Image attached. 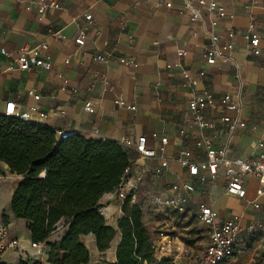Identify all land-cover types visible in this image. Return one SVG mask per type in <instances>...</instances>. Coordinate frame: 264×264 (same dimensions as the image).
<instances>
[{"label": "crops", "instance_id": "0c3cea01", "mask_svg": "<svg viewBox=\"0 0 264 264\" xmlns=\"http://www.w3.org/2000/svg\"><path fill=\"white\" fill-rule=\"evenodd\" d=\"M51 1H56L59 7L38 11L42 3ZM217 1L232 17L220 20L216 30L225 38L227 30L234 29L236 43L229 61L209 65L204 51L214 16L204 11L203 21L195 22L183 10L186 2L196 0H0V113L7 102L14 101L20 110H31L33 122L56 131L115 142L145 137L147 145L157 149L158 154L145 158L129 149V177L142 178L136 198L143 192L138 204L145 213L144 223L150 233L158 223L157 214L166 211L153 203L148 205L146 200L158 194L152 193V187L160 183L151 169L166 158L169 163L162 178L166 194L158 195L172 197L185 182L196 183V191L189 194L188 203L196 204L198 210L201 203L211 206L220 222L240 216L235 253L227 264H264V194L257 195L259 181L247 178L246 197L238 198L225 192L224 168H220L215 180L201 185L178 161L180 150L189 148L200 172L207 174L205 148L195 145L200 139L227 147L229 158H250L264 153V148H256L264 130V0ZM251 24L262 36L259 56L250 54L249 42L244 37ZM81 31L85 34L83 45L75 42ZM42 43L48 48H42ZM24 45L40 48L43 56L51 58L52 68L8 69ZM3 48L7 55L1 52ZM97 55L104 59H97ZM121 59L134 61L136 65L122 63ZM183 71H188L197 84L188 86ZM201 71H205L203 77ZM203 92L211 93L217 100L230 93L243 104L239 111L225 112L239 121L231 138L216 128H200L195 123L188 101ZM87 104L93 112L86 110ZM40 111L49 114L45 123L39 117ZM204 115L221 125L222 112L217 109H206ZM163 136L168 143L161 149ZM0 167L3 180L8 182L0 185V218L3 214L9 217L10 238L20 240V253L8 249L1 260L15 264L22 259L21 253L34 249L30 246L27 221L16 218L11 210L13 192L22 176L12 173L3 162ZM123 203L115 191L100 199L108 224L116 229L123 215ZM66 231V228L58 230L53 240ZM207 236L205 247L209 241L208 226ZM82 241L90 251L87 264L116 260L120 237L104 252L98 250L92 234L83 236ZM155 241L163 245L161 248L158 244L156 254L158 250L172 248L168 235ZM48 252L46 246L43 264H51L47 261ZM162 256L156 255L158 260Z\"/></svg>", "mask_w": 264, "mask_h": 264}, {"label": "trees", "instance_id": "16d2710c", "mask_svg": "<svg viewBox=\"0 0 264 264\" xmlns=\"http://www.w3.org/2000/svg\"><path fill=\"white\" fill-rule=\"evenodd\" d=\"M0 162L22 176L11 199V210L27 221L31 239L49 247L51 264H87L90 251L82 241L93 235L104 252L120 233L116 260L100 264H169L158 260L144 212L125 199L118 228L101 213L100 199L113 192L131 166L129 149L115 141L88 139L80 134L60 138L58 132L35 122L0 113ZM181 216L184 213H179ZM2 219L9 224V217ZM67 231L57 240L51 237ZM0 264L3 262L0 257ZM15 264H43L19 260Z\"/></svg>", "mask_w": 264, "mask_h": 264}, {"label": "built area", "instance_id": "2783aa9c", "mask_svg": "<svg viewBox=\"0 0 264 264\" xmlns=\"http://www.w3.org/2000/svg\"><path fill=\"white\" fill-rule=\"evenodd\" d=\"M167 5L171 6L170 3ZM48 7L58 8L59 4L56 1L44 2L41 7H39L38 11L43 13ZM183 10L188 12L191 19L195 22L203 21L204 11L214 16L210 20L212 31L209 35V43L205 48L204 56L209 65H214L218 61H229L232 58V52L235 48L236 32L234 29L229 28L226 37L223 38L216 30L220 20L232 17V15L226 10L225 6L217 0H196V3L186 2L183 6ZM244 37L249 42L248 49L250 54L254 56L261 55L262 51L260 42L262 36L255 31L253 24L249 26ZM75 42L79 45L85 43V34L83 31H81L76 37ZM41 47L48 48V45L42 43ZM1 52L7 55V51L4 48L1 49ZM97 59L102 60L104 58L102 55H97ZM121 62L128 65H136L135 62L131 60L127 61L126 59H121ZM52 65L51 58L49 56H43L40 48L30 49L24 45L20 48L18 55L16 56V61L11 62L8 69H15L17 66L21 70H28L31 67H39L49 70L52 68ZM182 75L186 79L188 86H194L197 84L196 79L191 77L188 71H183ZM204 75L205 71H201L200 76L203 77ZM30 93L33 94L36 99L39 98V95L34 94L33 91ZM116 103L123 104L122 101H116ZM242 106L243 104L240 101L235 100L230 93L224 94L219 100H217L211 93L203 92L193 95L188 101V108L194 117L195 123L200 128H216L220 133H226L229 138L235 134L239 121L237 118L225 114V112L239 111L243 108ZM32 109H34V107ZM131 109H135V106H132ZM206 109H217L222 112V116L220 117L221 125H217L216 122L205 117L204 111ZM86 110L90 112L94 111L90 104L86 105ZM2 114L8 117L18 118L25 122H32L31 110H20L14 101L6 103ZM39 117L42 122L45 123L49 119V114L45 111H40ZM57 132L60 138H67V136L72 134L64 131ZM158 136L157 133H153L154 138H158ZM160 142L162 144L161 149H163L168 143V138L163 136L160 138ZM118 143L145 158H153L158 154L157 149L151 148L147 145L145 137L137 139L127 137ZM195 145L198 148H205L207 174H202L200 172V165L194 161V152L189 148L180 150L178 161L181 167L187 169V172L191 177L197 179L199 184L206 185L210 180H215L222 167L225 169V179L227 182L225 192L228 195L245 198L246 188L244 183L246 179L250 177H254L259 181L257 195L261 196L264 194V153H259L250 158H229L228 148L225 146H215L211 140H196ZM256 148H264V130L256 143ZM168 163V159L161 158L159 164L153 167L151 172L155 175L162 174L167 169ZM129 172L130 167L127 169L126 176L123 178L120 185L115 189V194L123 202L131 194V202L135 203L136 193L142 182V178L138 177L133 179L132 177H129ZM2 180L3 170L0 167V184ZM195 191L196 183L185 182L182 190L172 197L155 195L152 196L151 201L156 206L170 212L183 213L186 211L189 194L194 193ZM255 206L258 207L259 205L256 203ZM100 211L105 215V210L103 208H101ZM199 219L209 228V241L200 255V264H227V261L235 253L236 241L241 230L239 224L240 216L234 215L224 222H220L216 211L213 210L211 206L201 203L199 205ZM160 236L164 237L165 235L161 232ZM159 243L160 242L153 241L155 250L158 249ZM19 244L20 240L10 238L9 224L0 218V257H2L8 249H15L19 252ZM30 246L34 251L31 253H21L20 256L22 259L31 262L42 261L46 254V245L31 240ZM160 246L162 248V243H160Z\"/></svg>", "mask_w": 264, "mask_h": 264}, {"label": "rangeland", "instance_id": "374dc122", "mask_svg": "<svg viewBox=\"0 0 264 264\" xmlns=\"http://www.w3.org/2000/svg\"><path fill=\"white\" fill-rule=\"evenodd\" d=\"M164 172L160 175L154 174L155 180H157L160 183L152 187V190H154V192L152 191V193L166 194L165 189L162 186L163 185L162 178ZM2 183L4 184L6 183L7 185L8 182L7 180L6 181L2 180L1 184ZM143 196H144L143 192L139 193V198L137 195L135 203L138 204V199L141 200ZM151 198L152 197L149 196L146 197L148 205L149 203H152ZM183 213L184 215L181 216L179 213L170 212L166 210V211H162V213L159 212L157 214L156 217L158 223L155 226L153 232L151 233V237L153 241L160 240L162 237L160 236V233L163 232L164 235H168L169 238L172 239V248L168 250H163L162 252L158 250L157 254L155 251V256L161 255L162 253L164 256H162L161 258L170 259L169 264H200L199 263L200 255L203 249L205 248V244L208 239L207 226L200 221L199 210L196 204L188 203V205H186V211ZM144 217H145V213H144ZM160 228L163 229L160 230ZM119 237H121L120 233H118V235L115 237L112 244H114ZM53 238L51 237L52 240ZM85 241L87 242L88 240L85 239ZM178 253H180V256Z\"/></svg>", "mask_w": 264, "mask_h": 264}]
</instances>
